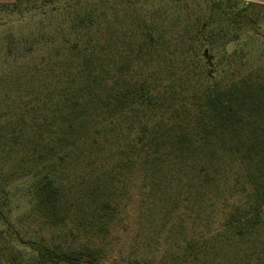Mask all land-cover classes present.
Returning <instances> with one entry per match:
<instances>
[{
    "label": "trees",
    "instance_id": "obj_1",
    "mask_svg": "<svg viewBox=\"0 0 264 264\" xmlns=\"http://www.w3.org/2000/svg\"><path fill=\"white\" fill-rule=\"evenodd\" d=\"M3 11L39 14L5 38L21 53L0 78V224L16 181L27 217L58 233L20 246L46 264H95L96 240L156 202L193 220L196 257L209 239L264 227V53L252 59L249 39L263 2L14 0ZM200 225L212 237L200 240Z\"/></svg>",
    "mask_w": 264,
    "mask_h": 264
},
{
    "label": "rangeland",
    "instance_id": "obj_2",
    "mask_svg": "<svg viewBox=\"0 0 264 264\" xmlns=\"http://www.w3.org/2000/svg\"><path fill=\"white\" fill-rule=\"evenodd\" d=\"M255 1L264 3V0ZM32 14L38 15L39 11L0 12V78L11 68L14 57L21 53L17 45L11 43L8 47L5 38L9 29ZM249 39L253 41L252 59H260L264 53V21L259 26L258 34L249 33ZM10 188L11 223L9 226L0 224V264H46L40 261L36 252L27 246H20L18 241L56 240L58 233L41 220L27 217L29 204L25 189L19 182H13ZM145 208L148 210L140 216L138 212L128 217L123 214L107 237L96 240L95 243L103 248L104 255L94 261L95 264H139L145 260L152 264H197L201 260L202 264H264V227L254 235L238 236L225 232L223 236L210 240L212 235H207L200 225L195 233L200 231L206 237L203 235L199 239L209 240L205 252L196 257V247L192 250L185 247L188 241L186 237L194 233L190 229L193 223L191 218L170 215L159 202Z\"/></svg>",
    "mask_w": 264,
    "mask_h": 264
}]
</instances>
